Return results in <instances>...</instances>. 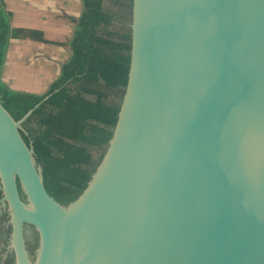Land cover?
<instances>
[{"label":"water","instance_id":"95a60500","mask_svg":"<svg viewBox=\"0 0 264 264\" xmlns=\"http://www.w3.org/2000/svg\"><path fill=\"white\" fill-rule=\"evenodd\" d=\"M131 29L113 135L72 202L20 133L33 110L0 97L15 264H264V0H133Z\"/></svg>","mask_w":264,"mask_h":264},{"label":"trees","instance_id":"16d2710c","mask_svg":"<svg viewBox=\"0 0 264 264\" xmlns=\"http://www.w3.org/2000/svg\"><path fill=\"white\" fill-rule=\"evenodd\" d=\"M107 1L116 10L108 8ZM81 2L82 12L73 19L72 36L65 42H50L42 31L14 27L13 12L0 0L1 101L15 120L33 110L20 133L34 149L45 188L62 204L83 192L105 154L117 123L131 60L133 0ZM27 37L71 50L44 93L14 89L3 79L11 41ZM18 189L25 200L19 180ZM27 227L38 233L33 225ZM10 233L11 227L3 229L5 241ZM0 264H15V254L0 258Z\"/></svg>","mask_w":264,"mask_h":264},{"label":"crops","instance_id":"0c3cea01","mask_svg":"<svg viewBox=\"0 0 264 264\" xmlns=\"http://www.w3.org/2000/svg\"><path fill=\"white\" fill-rule=\"evenodd\" d=\"M13 12L12 25L42 31L50 42H65L82 12L81 0H4ZM67 52L64 60L60 53ZM71 50L54 43L27 38L11 41L3 68V79L14 89L44 93L56 79ZM56 59L58 70L56 68Z\"/></svg>","mask_w":264,"mask_h":264},{"label":"flooded vegetation","instance_id":"af4514ba","mask_svg":"<svg viewBox=\"0 0 264 264\" xmlns=\"http://www.w3.org/2000/svg\"><path fill=\"white\" fill-rule=\"evenodd\" d=\"M2 198V196L0 197V199ZM0 213H3V216L7 213V211L3 210L1 212V203H0ZM5 213V214H4ZM8 221V220H7ZM27 225H25L24 227V238H25V244H26V248L28 250V253L30 255L31 258H34L35 256V252H36V248L38 246L39 243V235L38 233H34V231L32 229H29V227H27ZM8 227V226H7ZM5 227V228H7ZM7 243H5V245L3 244V247H5V255L0 256V258L3 260L7 257L8 254L14 253L13 251H11L8 246H9V239L6 241Z\"/></svg>","mask_w":264,"mask_h":264},{"label":"rangeland","instance_id":"374dc122","mask_svg":"<svg viewBox=\"0 0 264 264\" xmlns=\"http://www.w3.org/2000/svg\"><path fill=\"white\" fill-rule=\"evenodd\" d=\"M106 6L110 9L116 10V8L113 7L112 2H110V1H107ZM66 57H67V52L63 51L62 53H60V57H58V60H64V58H66ZM58 60L56 59V62H55L56 63L55 64L56 65V68H55L56 72L58 70V62H59ZM7 220H9L8 213H6L4 216H3V213H0V228H1L0 229V256L6 254V252H5L6 249H5V247H3V244L5 245V243H7V242L5 241L4 237H2V235H3V229L5 227H7V226L11 227V225L8 224Z\"/></svg>","mask_w":264,"mask_h":264},{"label":"bare ground","instance_id":"6f19581e","mask_svg":"<svg viewBox=\"0 0 264 264\" xmlns=\"http://www.w3.org/2000/svg\"><path fill=\"white\" fill-rule=\"evenodd\" d=\"M12 257V256H11ZM13 259H14V257H13Z\"/></svg>","mask_w":264,"mask_h":264}]
</instances>
